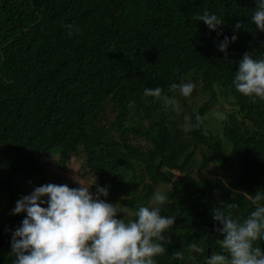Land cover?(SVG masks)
<instances>
[{"label": "trees", "instance_id": "trees-1", "mask_svg": "<svg viewBox=\"0 0 264 264\" xmlns=\"http://www.w3.org/2000/svg\"><path fill=\"white\" fill-rule=\"evenodd\" d=\"M256 8L255 0H0V191L13 193L54 154L65 162L82 152L81 175L108 188V202L131 214L126 222L156 189L166 196L161 215L176 222L156 264H205L222 253L213 208L235 204L242 222L254 210L243 194L264 191V102L233 85L244 54L264 57ZM206 11L222 19L217 31L193 19ZM233 35L226 57L218 45ZM187 82L196 85L190 97L172 89ZM157 86L179 114L144 95ZM162 158L170 180L155 171ZM25 215L0 224V264H12V233Z\"/></svg>", "mask_w": 264, "mask_h": 264}, {"label": "clouds", "instance_id": "clouds-1", "mask_svg": "<svg viewBox=\"0 0 264 264\" xmlns=\"http://www.w3.org/2000/svg\"><path fill=\"white\" fill-rule=\"evenodd\" d=\"M251 24L264 32V0H255ZM202 21L210 31H217L224 23L215 13L204 12L193 17ZM71 29V26H68ZM240 24L236 25L239 29ZM222 34V33H220ZM237 36H225L218 45L227 57L228 48ZM235 90L254 102H264V57L254 58L244 54L235 72ZM183 97H190L196 88L192 82L173 84ZM162 88H146L145 96L162 100L166 111L179 114V104L174 98L162 96ZM199 116L196 120L199 121ZM183 131L189 132L195 125L191 117L185 116ZM79 187L67 184H45L37 186L31 194L22 196L13 209L14 215L26 214L21 226L12 233V264H156L155 257L163 254L162 244L166 232L175 225L176 217L161 215V205L166 201L160 189H156L148 206H139L136 219L126 210L112 204L107 187L86 183L78 179ZM97 185V191L90 188ZM254 206L241 222L230 210L222 207L212 210V217L220 227L216 231L223 237L219 240L222 253L212 254L205 264H264V248L256 244L264 240V191L255 195L243 194ZM103 197V198H102ZM124 199V197H122ZM124 214V218H119ZM191 251L203 254L204 248L192 245ZM183 259L181 253L175 254ZM195 261L196 257H192Z\"/></svg>", "mask_w": 264, "mask_h": 264}, {"label": "rangeland", "instance_id": "rangeland-1", "mask_svg": "<svg viewBox=\"0 0 264 264\" xmlns=\"http://www.w3.org/2000/svg\"><path fill=\"white\" fill-rule=\"evenodd\" d=\"M220 117V111H215L208 115L210 121L214 122ZM226 152L231 154V146L225 145ZM61 158V159H60ZM85 156L84 153H79L76 156L68 157L64 162L63 158L59 154H54L49 163L45 167L46 170H36L31 176L26 179H20L17 181L16 189L12 191L1 190L0 191V224L4 223L6 219L10 218L13 214V209L16 202L25 195H29L37 186L45 184H67L71 188L79 187L77 183L78 179L83 178L86 183L91 184V180L83 177L84 173L82 166L84 165ZM65 165L66 168H63ZM177 175L181 173L175 171ZM91 191V188H90Z\"/></svg>", "mask_w": 264, "mask_h": 264}, {"label": "water", "instance_id": "water-1", "mask_svg": "<svg viewBox=\"0 0 264 264\" xmlns=\"http://www.w3.org/2000/svg\"><path fill=\"white\" fill-rule=\"evenodd\" d=\"M162 163H163V158L155 165V171L159 175L165 177L166 179L170 180L168 175L162 170ZM210 250H208V255H209Z\"/></svg>", "mask_w": 264, "mask_h": 264}]
</instances>
